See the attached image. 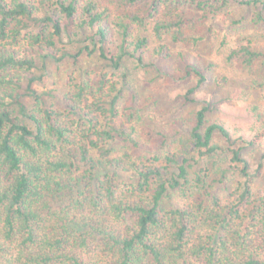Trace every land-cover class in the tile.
Segmentation results:
<instances>
[{
    "label": "trees",
    "instance_id": "trees-1",
    "mask_svg": "<svg viewBox=\"0 0 264 264\" xmlns=\"http://www.w3.org/2000/svg\"><path fill=\"white\" fill-rule=\"evenodd\" d=\"M232 5L264 37V0H0V264H264V153L253 168L244 151L263 143L264 120L233 139L207 100L157 113L169 110L128 78L131 63L151 65L149 37L167 58L165 37L196 45ZM76 28L86 43L62 46ZM83 51L113 74L37 91V56L76 63ZM261 53L228 57L250 68ZM189 65L187 100L205 81Z\"/></svg>",
    "mask_w": 264,
    "mask_h": 264
},
{
    "label": "rangeland",
    "instance_id": "rangeland-1",
    "mask_svg": "<svg viewBox=\"0 0 264 264\" xmlns=\"http://www.w3.org/2000/svg\"><path fill=\"white\" fill-rule=\"evenodd\" d=\"M245 11L242 7L232 5L229 9L219 11L212 24L204 20L206 25L211 24L213 29L205 30L204 38L196 45L173 42L170 37H165L161 43H166L171 52L167 58H162L153 51L160 42L149 37L150 42L143 55L145 61L150 62L151 65L135 69V63H131V75L128 78H134L132 82L137 85L142 95L155 94L160 98V104L164 106V110H169H158L157 113L161 112L169 116L170 112L175 110L185 113L198 108L202 101L207 100L210 102V108L206 113L209 120L224 121L233 133V139H237L239 134L247 135L250 126L258 123L256 115L264 120L262 78L264 76V37L261 31L250 23L251 10ZM244 12L245 18L235 22L234 19L238 20ZM36 30L38 31L39 28ZM76 30L79 33L73 37V42L67 43L68 38L64 37L62 46L71 48V46L86 43L88 40L86 35L89 33H86L83 28H76ZM141 34L149 33L142 31ZM110 40H118L114 32ZM248 44L261 49L262 52L250 68L241 64L238 59H229L228 55L232 49ZM108 47L114 50L113 44H108ZM180 52L184 53V60L180 59ZM35 60L37 67L33 71L41 77L34 83L38 92L50 89L54 93H59L71 76L79 75L80 77L85 71L113 74L108 62L101 60L96 52L90 54L83 51L76 63L70 57L56 61L50 57L42 59L37 56ZM188 64L196 65L205 74V81L194 93L189 94L190 100H187L184 94L191 84L196 82L197 77L193 73L187 75ZM133 74H135L134 77H132ZM253 80L257 82L254 83ZM46 99L49 100L48 97ZM215 139L224 148L237 146V143L229 144L218 134ZM244 151L254 160L253 168H255L264 153V141L256 147H246ZM263 183L264 167L255 178L254 185L261 187Z\"/></svg>",
    "mask_w": 264,
    "mask_h": 264
}]
</instances>
